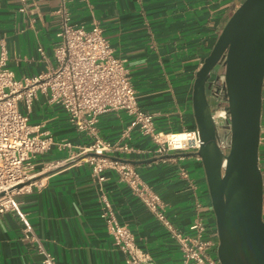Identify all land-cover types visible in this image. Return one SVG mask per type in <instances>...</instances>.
<instances>
[{
  "label": "crops",
  "instance_id": "crops-1",
  "mask_svg": "<svg viewBox=\"0 0 264 264\" xmlns=\"http://www.w3.org/2000/svg\"><path fill=\"white\" fill-rule=\"evenodd\" d=\"M241 2L69 0L67 7L73 24L86 29L98 24L103 29L129 72L139 106L154 115L156 131L178 133L197 128L192 101L196 74ZM23 7L20 0H0V37L6 42L8 67L18 80L55 66L61 23V0H29L24 11ZM20 107L36 134L50 137L52 145L32 160L41 185L15 197L26 222L17 211L0 213V264H40L43 257L35 240L58 264H126L101 218L103 195L153 264L182 263L178 243L115 171L107 170L102 183L93 178L91 165L81 155L93 138L79 132L60 105L39 94L30 111L22 103ZM132 124L127 112L111 111L100 116L97 127L103 140L135 150L112 156L135 162L127 164L160 197L162 210L179 232L192 234L190 226L198 219L206 224L212 243L208 253L217 258L216 218L201 160L194 151L154 156L153 142L136 126L123 138ZM259 166L264 178V90Z\"/></svg>",
  "mask_w": 264,
  "mask_h": 264
},
{
  "label": "built area",
  "instance_id": "built-area-1",
  "mask_svg": "<svg viewBox=\"0 0 264 264\" xmlns=\"http://www.w3.org/2000/svg\"><path fill=\"white\" fill-rule=\"evenodd\" d=\"M20 1L24 11L29 0ZM68 1L61 0V7L57 11L61 23L57 32L58 42L54 47L56 64L45 73L16 79L8 67L6 42L0 37V213L17 211L26 222L15 197L40 184L37 180L39 175L33 172L32 160L50 149L52 139L36 134L20 104L30 111L39 94H44L50 104L63 108L69 122L79 132L93 138V142L81 151L82 158L91 165L93 178L102 183L106 180L107 170L115 171L120 181L130 186L178 243L182 253L181 264H220L218 258L208 253L212 243L206 224L198 219L190 226L192 234L179 232L162 210L160 197L142 183L138 172L130 164L122 163L112 156L114 153L130 154L135 150L126 143L103 140L97 124L100 116L105 113L127 112L133 117V124L123 133V138H128L132 127L136 126L143 135L150 137L154 145L150 152L159 157L188 151L196 153L202 143L198 129L178 133L156 131L154 115L139 106L129 72L123 61L114 55L103 29L98 24L90 29L73 24ZM39 52L44 54L42 48ZM216 89V96L209 92V97L211 105L216 101L213 117L218 128L220 147L227 152L230 147V130L227 114L220 104L224 91L220 83L216 84ZM180 175L188 177L186 171H181ZM101 218L114 245L124 253L126 264H153L152 257L137 245L130 228L119 222L105 195L102 196ZM30 234L31 230L27 228L25 238L29 239ZM35 244L43 257L40 264H58L41 241L35 240Z\"/></svg>",
  "mask_w": 264,
  "mask_h": 264
},
{
  "label": "water",
  "instance_id": "water-1",
  "mask_svg": "<svg viewBox=\"0 0 264 264\" xmlns=\"http://www.w3.org/2000/svg\"><path fill=\"white\" fill-rule=\"evenodd\" d=\"M223 69L216 72V67ZM220 98L230 147H220L209 92ZM264 86V0H243L196 74L193 109L218 232L220 264H264V178L259 166ZM122 163H135L124 159Z\"/></svg>",
  "mask_w": 264,
  "mask_h": 264
},
{
  "label": "rangeland",
  "instance_id": "rangeland-1",
  "mask_svg": "<svg viewBox=\"0 0 264 264\" xmlns=\"http://www.w3.org/2000/svg\"><path fill=\"white\" fill-rule=\"evenodd\" d=\"M216 69L222 71L223 68H222L221 66H217ZM208 94L210 95V93H208ZM214 106H215V105L212 104V109H214Z\"/></svg>",
  "mask_w": 264,
  "mask_h": 264
}]
</instances>
